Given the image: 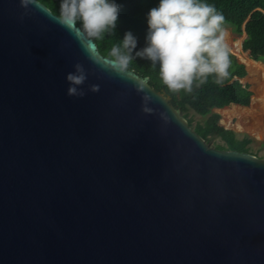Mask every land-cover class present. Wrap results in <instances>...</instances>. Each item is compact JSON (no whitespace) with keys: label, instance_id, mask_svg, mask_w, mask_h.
I'll return each mask as SVG.
<instances>
[{"label":"water","instance_id":"95a60500","mask_svg":"<svg viewBox=\"0 0 264 264\" xmlns=\"http://www.w3.org/2000/svg\"><path fill=\"white\" fill-rule=\"evenodd\" d=\"M37 2L0 0V264H264V159L209 146Z\"/></svg>","mask_w":264,"mask_h":264},{"label":"clouds","instance_id":"9594fccd","mask_svg":"<svg viewBox=\"0 0 264 264\" xmlns=\"http://www.w3.org/2000/svg\"><path fill=\"white\" fill-rule=\"evenodd\" d=\"M21 6L25 9L23 15H28L33 7H41L37 0H21ZM119 12L115 0H60L59 14L51 16L61 27L91 43L114 34ZM224 23L223 14L206 0H159L158 6L147 14L146 46L135 51L138 41L129 31L120 43L112 45L104 66L125 75L134 59L148 60L153 68L158 67L159 79L172 93H191L194 83L202 86L210 76L222 85L230 67ZM66 80L69 96L86 94L81 86L87 74L81 64L75 65V71L68 73ZM90 90L98 92L99 85H92ZM138 90L145 91L142 82ZM151 100V95L143 96L146 113L153 111L148 107Z\"/></svg>","mask_w":264,"mask_h":264},{"label":"trees","instance_id":"16d2710c","mask_svg":"<svg viewBox=\"0 0 264 264\" xmlns=\"http://www.w3.org/2000/svg\"><path fill=\"white\" fill-rule=\"evenodd\" d=\"M48 7L55 14H59L60 0H38ZM143 0H115L120 7L117 27L112 35H105L103 40L94 41L97 44L101 54L108 56V52L112 45L120 43L125 33L131 31L137 38V48L135 51L141 50L146 46V35L148 31L147 15L143 13ZM212 4L225 17V23L228 24L232 31L241 34L246 33L245 38L241 43V39L236 41V49L242 58H248L246 63L249 76L248 80L254 85L253 88L257 92L258 87L263 81V68L256 61L264 59V0H206ZM157 6L159 0H156ZM155 3V4H156ZM154 4V5H155ZM145 12V11H144ZM77 25L80 27L79 22ZM243 50H249L248 53H242ZM135 51L133 55H135ZM230 67L229 75L222 85L215 83V77L210 76L207 83L197 87L194 83L191 93L181 91L172 93L162 84L158 75V67L153 68L151 62L145 59L136 58L129 65V69L134 70L139 76H147L148 84L157 91L164 90L170 96V103L181 109L186 116V112L192 109L195 113L206 116L203 120L197 121L194 130L206 141L208 135H215L223 141V144H218L219 149H234L247 152V145L251 142V138L243 136L236 137L235 125L233 117L236 114L224 115L213 111V108L224 107L229 103L233 105L238 112L243 114H254L255 110H251L256 100V94L252 90L249 103V91L246 85L240 82L239 78L246 75L245 66L239 63L235 56L229 53ZM255 60V61H254ZM236 77V78H235ZM232 102V103H231ZM229 104V105H230ZM221 117V119H220ZM189 119L188 121H190ZM219 120L226 127L219 124ZM257 127L264 133L262 129V120L257 117ZM235 127V128H234Z\"/></svg>","mask_w":264,"mask_h":264},{"label":"rangeland","instance_id":"374dc122","mask_svg":"<svg viewBox=\"0 0 264 264\" xmlns=\"http://www.w3.org/2000/svg\"><path fill=\"white\" fill-rule=\"evenodd\" d=\"M142 3H143V13H145V16L149 13V11L153 7H157L156 0H143ZM224 28L227 31L226 43H227V46L229 49V53L234 55L236 60L239 63H242L243 61L248 62L249 59L248 58H242L241 55L239 54L238 50L236 49V41L241 39V43H242V41L245 37L244 33L237 34V33L233 32L231 27L228 24H224ZM242 53L243 54L248 53L249 58L253 59L250 57L249 50H243ZM258 60H260V61H256V62L262 66L263 72H264V59H258ZM244 63L245 62H243L242 64L245 66L246 63L245 64ZM245 70H246V75L241 79V82L244 85H246L247 90L250 93L249 97L247 99L248 100L247 102L249 103L250 96L253 93L251 90H253L256 94V100H255L254 106L251 110H256L255 113L258 114L260 119L262 120V129L264 131V75H263L262 84L258 88V93H257L253 88L254 85L248 80L249 73H247L246 66H245ZM229 104L227 106H224L221 108L215 107V108H213V111L216 113L219 112L222 116H223V114L224 115L236 114L237 117L234 116L232 119H233L235 125L238 123V127L237 128L234 127L235 130L231 127H227V128L234 130L237 138H241L243 136L250 137L251 142L247 145V147L249 148V150L247 152L254 155L255 157L264 159V133H262L258 129L257 121H256V119H254V115L248 116L246 114L240 113L234 107H229V106H232L233 103L230 105ZM186 113H187L186 116H184V112L182 111V115L184 116V119L186 120L188 125H190V127L193 129H194V126H195L197 121H201L206 117V116H201V115L195 113L192 109H189ZM219 113H218V115H219ZM189 119H191V120L188 121ZM220 119H221V117H220ZM219 122L221 123L220 120H219ZM207 143L209 144V146L216 147L218 144L219 145L223 144V141L220 140L219 137L211 134V135H208Z\"/></svg>","mask_w":264,"mask_h":264},{"label":"crops","instance_id":"0c3cea01","mask_svg":"<svg viewBox=\"0 0 264 264\" xmlns=\"http://www.w3.org/2000/svg\"><path fill=\"white\" fill-rule=\"evenodd\" d=\"M244 38H245V37H244ZM254 61H255V60H254ZM246 69H247V66H246ZM247 73H249V72H248V69H247ZM242 78H243V77H242ZM242 78H239L240 82H241V79H242ZM241 83H242V82H241ZM261 84H262V83H261ZM243 85H244V84H243ZM259 87H260V86H259ZM259 87H258V88H259ZM257 93H258V90H257ZM255 112H256V110L254 111V114H246V115H248V116H252V115H254V119H256L257 117H259V115L256 114ZM259 118H260V117H259Z\"/></svg>","mask_w":264,"mask_h":264},{"label":"bare ground","instance_id":"6f19581e","mask_svg":"<svg viewBox=\"0 0 264 264\" xmlns=\"http://www.w3.org/2000/svg\"><path fill=\"white\" fill-rule=\"evenodd\" d=\"M242 62V61H241ZM243 63V62H242ZM245 64V63H244ZM246 66V65H245ZM253 91V90H252ZM254 92V91H253Z\"/></svg>","mask_w":264,"mask_h":264}]
</instances>
